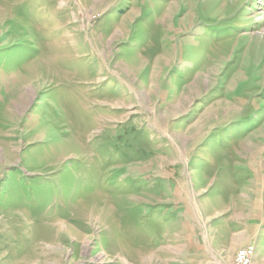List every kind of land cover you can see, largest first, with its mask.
<instances>
[{"label":"rangeland","instance_id":"374dc122","mask_svg":"<svg viewBox=\"0 0 264 264\" xmlns=\"http://www.w3.org/2000/svg\"><path fill=\"white\" fill-rule=\"evenodd\" d=\"M242 239L264 264V0H0V264Z\"/></svg>","mask_w":264,"mask_h":264},{"label":"built area","instance_id":"2783aa9c","mask_svg":"<svg viewBox=\"0 0 264 264\" xmlns=\"http://www.w3.org/2000/svg\"><path fill=\"white\" fill-rule=\"evenodd\" d=\"M255 251L256 247L253 245H248L240 249L234 259V264H257L253 261Z\"/></svg>","mask_w":264,"mask_h":264},{"label":"crops","instance_id":"0c3cea01","mask_svg":"<svg viewBox=\"0 0 264 264\" xmlns=\"http://www.w3.org/2000/svg\"><path fill=\"white\" fill-rule=\"evenodd\" d=\"M241 242L240 243H237V244H235V246H234V253H237V251L241 248V247H245V246H247V245H250V243L248 242V240H244V239H242V240H240ZM233 253V254H234ZM213 257V256H212ZM213 260L216 262H212V264H219L220 263V261L218 260V259H214V257H213ZM219 262V263H218ZM220 264H222V263H220Z\"/></svg>","mask_w":264,"mask_h":264},{"label":"bare ground","instance_id":"6f19581e","mask_svg":"<svg viewBox=\"0 0 264 264\" xmlns=\"http://www.w3.org/2000/svg\"><path fill=\"white\" fill-rule=\"evenodd\" d=\"M224 44V43H223Z\"/></svg>","mask_w":264,"mask_h":264}]
</instances>
